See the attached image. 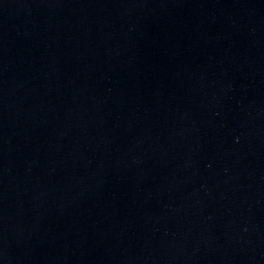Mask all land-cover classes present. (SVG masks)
I'll return each instance as SVG.
<instances>
[{"label":"water","instance_id":"water-1","mask_svg":"<svg viewBox=\"0 0 264 264\" xmlns=\"http://www.w3.org/2000/svg\"><path fill=\"white\" fill-rule=\"evenodd\" d=\"M0 264H264V0H0Z\"/></svg>","mask_w":264,"mask_h":264}]
</instances>
